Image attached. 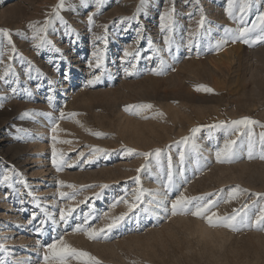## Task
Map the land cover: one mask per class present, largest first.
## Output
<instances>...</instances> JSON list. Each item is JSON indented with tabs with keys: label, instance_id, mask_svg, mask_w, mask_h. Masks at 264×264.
Returning <instances> with one entry per match:
<instances>
[{
	"label": "rangeland",
	"instance_id": "374dc122",
	"mask_svg": "<svg viewBox=\"0 0 264 264\" xmlns=\"http://www.w3.org/2000/svg\"><path fill=\"white\" fill-rule=\"evenodd\" d=\"M58 2L0 0V29L9 31L16 48L14 53L10 47H0V76L9 65L15 73L5 78L9 83L0 79V98H6L0 99V178L5 171L13 173L12 188L0 184V260L43 264L45 246L63 236L101 264H264V231L210 227L191 212L171 213L172 202L181 194L217 201L209 214L221 216L248 204L246 211L255 219L264 205V159H260L264 146L259 144L264 131L259 126L264 125V42L232 43L225 35L224 28L242 26L228 17V0H144L143 5L141 0H103L99 9L95 0H65L60 16L71 33L53 20L47 38L59 51L37 48L39 41L32 39L28 25L39 21L37 26H42ZM173 6L175 24L168 47L164 37L169 33L161 31L160 16ZM258 10L264 11V0H253L245 18L248 25ZM233 11L239 15L238 7ZM134 13V18L124 19ZM201 14L205 24L195 35ZM225 39L228 42L217 48V42ZM6 43L0 35V45ZM94 52L101 57L100 67L95 66ZM161 60L163 71L156 74L153 70L160 71ZM94 77L99 80L89 84ZM199 86L212 91L197 90ZM145 104L152 107L129 109ZM25 112L30 115L22 117ZM244 117L259 122L252 126L257 143L251 159L247 129L228 126ZM221 122L223 126L210 127ZM193 128L200 130L193 134ZM184 137H189L186 144L180 143ZM227 140L236 141L234 155L230 162H218L216 153ZM53 148L59 171L52 163ZM157 148L158 161L155 156L145 161L136 154ZM126 149L135 152L129 155ZM169 159L171 191L164 187ZM142 164L147 167L137 173ZM237 186L247 191L230 200L228 194ZM137 189L144 193L141 208L149 207V213H129L106 238L89 240L83 232H73L85 214L90 216L88 227L111 223L127 211L124 203L115 208L113 204L121 197L132 201ZM61 192L67 196L62 198ZM161 196L163 207L156 204ZM69 207L75 211L65 225L60 209ZM196 222L210 227L212 240L194 233ZM37 227H42V234ZM20 251L26 256L19 260Z\"/></svg>",
	"mask_w": 264,
	"mask_h": 264
},
{
	"label": "snow or ice",
	"instance_id": "6c2138e0",
	"mask_svg": "<svg viewBox=\"0 0 264 264\" xmlns=\"http://www.w3.org/2000/svg\"><path fill=\"white\" fill-rule=\"evenodd\" d=\"M83 3V0H81ZM96 7L97 9L100 8L101 4L103 3V0H95ZM144 0H141V5H143ZM141 5H138L137 11H139V8ZM65 6V0H59L57 5L53 8L52 13H51V18H46L43 22L42 26H37L40 24L39 21L32 22L28 25L30 29L33 30V35L32 39L39 41L35 47L40 48L47 46L53 51H59L53 43L52 40L47 38V30L49 27H51L53 20H59L62 24H64L65 28L69 33H71V28L66 24V22L63 20V17L60 16V10H62ZM234 7H238V13L237 15L233 9ZM253 7V0H228V7L226 8V13L229 18L231 19H236L238 23L242 26L237 27L235 29L233 28H224V33L227 37L230 38L232 43H236L237 41H241L245 44H256L260 42H264V11H259L257 12L256 18L251 22V25L247 24L246 21V16L248 15L249 11ZM174 13H175V7H169L166 9L164 13L161 14L160 16V28L161 31H167L169 35H166L164 37V43L166 46L171 47V39H170V34L173 31L175 20H174ZM135 13L133 14V17H125V20H130L134 18ZM88 24L91 26L93 24V16L89 15L88 16ZM205 24V17L203 14H201L200 20L198 21V30L195 35H199V29L203 28ZM106 27V26H105ZM0 35H2L5 40H6V45H0V47H10L12 52H16V48L10 38V33L7 29H0ZM27 39V37H25ZM97 40H104V37L97 36ZM228 40H220L217 42L216 47L220 48L223 44L227 43ZM106 43V40H105ZM192 41H189V44H191ZM149 46L151 47V41H149ZM3 53L0 52V55ZM93 55L97 58V63L96 67H100L101 64V57L97 55L96 52L93 53ZM125 56L130 55L127 51L124 53ZM138 56V53H136ZM9 59H12V57H9ZM21 61H24V57H20ZM29 65V70L31 69L32 65L31 62H27ZM92 65L90 64V67ZM135 67V66H133ZM164 67V61L161 60L160 62V71L153 70L156 74H161L163 71ZM126 72H128L127 69H125ZM12 74L13 77H15V73L12 72L11 70V65L7 66L3 76H0V79H3L5 83H9L6 77L9 76V74ZM131 74V73H129ZM18 81V78H16ZM97 80H99V77H94L92 80H89V84L95 83ZM197 90H203L206 92H211V88H207L204 86H199ZM13 92L16 91L15 88L12 89ZM27 91V90H26ZM28 95L30 96L31 93L29 92ZM0 99H6V98H0ZM48 103L49 105L52 104V97H48ZM2 106V105H0ZM131 107H137L139 109H147L151 108L152 106L150 104H145V105H138V106H129V109ZM126 109V110H129ZM139 114V113H137ZM30 113L25 112L22 113V117L29 116ZM43 115H50L48 113H44ZM74 115V114H73ZM158 115H162V113H158ZM64 116V113H61V117ZM259 122L252 120L248 117L241 118L239 120H233L228 123L229 127H236L238 128L239 126H244L246 131V135L248 137V157L251 159L253 157V150L256 146V139H255V134L252 132V126L257 125ZM224 122H221L219 125L215 126H210V127H220L223 126ZM261 128H264V125H259ZM200 129L199 128H193L191 132L195 134L198 132ZM17 131H20L19 129ZM52 131H56V127L53 126ZM95 135L99 136L101 135L100 133H94ZM55 139V137H53ZM189 140V137H184L180 141V143H187ZM67 142V141H63ZM236 144V141L234 140H227L225 141V145L223 149H220L217 151L216 156L218 162H225L228 161L230 162L233 155H234V148L233 146ZM259 144L264 146V131H262L259 134ZM94 151L100 152L103 151L102 149H95ZM127 154L131 155L135 152L134 149H126ZM137 155H141L144 157L145 161L149 159L151 156H155L157 158V161L159 160V157L161 155V149L157 148L153 150L152 152H143V153H136ZM223 157V159H222ZM260 159H264V151L260 152ZM180 160L183 162L184 160V153L181 152L180 155ZM53 166L57 168V171L61 170L60 165L57 161V155H56V150L53 148V159H52ZM147 167V164H142L140 168H138L136 171L139 173L141 169ZM14 171V170H13ZM12 175L13 173L10 171H5L3 174V177L0 178V184H7V187L12 188L13 185L11 183L12 180ZM17 176H19V173H16ZM135 182L137 185H139L140 180L139 176L135 177ZM173 171H172V164L171 160L169 159V165H168V171H167V182L165 183L164 187L168 191L172 190L173 187ZM20 184L24 185L27 187L26 182L23 179H20L18 181ZM62 183V182H61ZM68 187H73L72 185H68ZM101 187H107V185H101ZM246 189H240L239 186L233 188L229 192V199H235L241 192H246ZM31 195V193H29ZM97 196L99 193L96 194ZM143 191L141 189H137V193L134 196L132 201H129L125 199L124 197H121L118 201H116L112 207L116 206V203H124L127 206V211L120 214L119 216H116L112 218L111 223L106 224L104 227L95 229L88 227V220L90 219V216L88 214H85L84 220L82 224H76V226L73 228V232H83L84 235L89 239V240H95L99 238H106L107 233L111 232L112 229L118 227L121 222L124 221L125 217L128 216L129 213H135L139 214L140 211H143L144 213H149L150 208L145 206L141 208V205L144 203L143 200ZM211 196V194H208ZM253 195L255 196H261L262 194L260 193H254ZM60 196L66 197L67 194L61 192ZM195 201V204L193 202ZM227 203V201H225ZM83 203V201H81ZM162 203V201H156V204L159 206ZM217 201H213L211 199H208L205 202V197L200 196V197H186L183 194H181L179 197H177L171 204V213L172 215H177V214H187L188 212H191V214L195 217L198 218H203L206 223L210 227H225L228 228L232 231H239L241 228H254L256 230L264 231V205H261L259 208V212L256 214L255 219H251L248 212L246 209L249 208L248 204H244L241 209L239 210H234L231 215H226V216H221L218 215L215 212H211V208L215 207ZM255 203V202H253ZM192 205V207H189ZM39 206V205H37ZM194 209V210H193ZM75 211L74 208L69 207L67 209L61 208L60 209V222L64 223L65 225L68 224L69 217L72 216V213ZM165 212H167V208L164 209ZM105 216H107V213H105ZM36 216L33 214L32 220H35ZM31 223V220L29 221ZM44 221H41V225H43ZM53 223L55 224L56 221L53 220ZM36 232L38 234H42V227H37ZM39 243V242H38ZM3 249V246L0 245V250ZM43 264H71V261L76 260V261H81L82 264H101V261H99L96 257L90 255L86 251H82L79 249H76L72 247L70 244H68L63 236L59 237V239L55 240L53 243L47 244L45 246V252L43 255ZM0 264H5L4 260H0Z\"/></svg>",
	"mask_w": 264,
	"mask_h": 264
},
{
	"label": "bare ground",
	"instance_id": "6f19581e",
	"mask_svg": "<svg viewBox=\"0 0 264 264\" xmlns=\"http://www.w3.org/2000/svg\"><path fill=\"white\" fill-rule=\"evenodd\" d=\"M53 4V3H52ZM237 25V24H236ZM102 26V25H101ZM99 33V32H98ZM25 34V33H24ZM100 44V43H99ZM213 67V66H212ZM226 69V68H225ZM38 128V127H37ZM40 129V128H39ZM38 146V145H37ZM42 146V145H41ZM206 154L208 155L209 153L208 152H206ZM205 154V155H206ZM64 174V173H63ZM181 174V173H180ZM58 176V175H57ZM66 177V176H65ZM62 178V177H61ZM68 178H69V176H68ZM155 187V186H154ZM155 189V188H154ZM161 190V189H160ZM155 191V190H154ZM120 197V196H119ZM162 198V199H161ZM161 198H160V201H162V200H164L165 198L163 197V196H161ZM37 201L39 202V199H37ZM46 203V202H45ZM49 203V202H48ZM162 204V203H161ZM53 205H55V204H53ZM92 206V205H91ZM164 205L162 204V207H163ZM115 208V207H114ZM127 209V208H126ZM46 212V211H45ZM51 214H52V211L50 212ZM113 213V212H112ZM112 213H111V215H112ZM108 214V213H107ZM51 216H53V215H50V219H53ZM108 216H110V213H109V215ZM180 217V216H179ZM105 218V217H104ZM112 220V219H111ZM179 220V219H178ZM185 220V219H184ZM53 221V220H52ZM197 223V222H196ZM195 223V224H196ZM200 223V222H199ZM199 223H197V225H195L194 226V228H193V231H194V233H198L202 238H207V239H210V240H212L213 239V237H214V235H213V232H212V230L210 229V227L209 226H207V225H200ZM180 224H182V222L180 223ZM188 224V223H187ZM203 224V223H202ZM55 226V225H54ZM192 226V225H191ZM120 232V231H119ZM215 233H217V232H215ZM4 234V233H3ZM2 235V234H1ZM217 234H215V236H216ZM73 237V236H72ZM71 237V239L73 240V238ZM82 237V236H81ZM85 237V236H84ZM218 237V236H217ZM75 238V237H74ZM76 240H78L77 238H75ZM70 240V239H69ZM25 241V240H24ZM8 244V243H7ZM10 245H11V243H10ZM10 252V250L8 251V253ZM15 252V251H14ZM25 251H20V255H22L20 258H19V260L21 259V258H25ZM6 254H7V252H6ZM28 260L29 259H22L21 260V263L22 264H27L28 263ZM42 263V262H41Z\"/></svg>",
	"mask_w": 264,
	"mask_h": 264
}]
</instances>
